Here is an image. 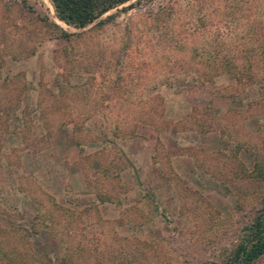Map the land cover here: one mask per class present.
Here are the masks:
<instances>
[{
  "label": "rangeland",
  "instance_id": "obj_1",
  "mask_svg": "<svg viewBox=\"0 0 264 264\" xmlns=\"http://www.w3.org/2000/svg\"><path fill=\"white\" fill-rule=\"evenodd\" d=\"M25 1L0 0V113L15 107L22 117L25 106L34 110L25 123L26 140L20 133L8 139L1 133L0 165L15 164L13 177L27 181L28 189L5 187L0 193V227L13 222L29 228L41 220L49 227L0 232V244L7 249L18 243L17 250L26 252L29 242L34 255L56 263L64 254L72 264L217 260L264 199V182L247 174L257 160L264 165V77L237 86L225 76L179 91L163 81L177 77L184 63L205 67L193 59V47L221 34L237 44L243 28L264 22V0H200L194 12L189 0H141L109 11L117 14L116 23L101 31L95 22L83 29L62 23L49 0ZM171 5L173 17L155 19V12ZM197 15L209 25L207 32L192 33ZM46 22L82 35L69 44L53 38ZM177 34L185 35L184 48L168 49ZM124 39L133 52L121 63L140 67L142 78L121 70L123 81L115 68L109 70ZM59 84L63 94L56 98ZM110 87H119L123 96L112 95ZM101 88L111 96L97 107ZM158 95L163 112L153 117L145 112L149 104L159 106ZM135 116L148 123L136 122L133 137H115L106 145L94 140L116 120L129 129ZM196 120L210 130L189 128ZM14 121L11 130L17 132ZM236 142L239 151L229 155L226 147ZM96 190L110 192L119 203L98 202ZM152 193L150 201L145 195Z\"/></svg>",
  "mask_w": 264,
  "mask_h": 264
},
{
  "label": "trees",
  "instance_id": "obj_2",
  "mask_svg": "<svg viewBox=\"0 0 264 264\" xmlns=\"http://www.w3.org/2000/svg\"><path fill=\"white\" fill-rule=\"evenodd\" d=\"M50 4L52 5L55 17L61 21L62 23L74 27L76 29H83L88 25L94 23L92 26L95 29L101 31L104 27L116 23V16L117 14L109 13V11L113 9H117L118 7L128 3L123 10L130 9L133 7L137 2L141 0H49ZM146 2H150L152 0H145ZM130 2V3H129ZM23 3L26 4V1L23 0ZM187 6H191L189 8L190 12H194L195 9L199 11L201 8L200 0H189ZM174 7L171 5L169 7H162L157 12H155L154 17L158 21H166L167 18H171L172 13L174 11ZM104 14V17H102ZM45 26L52 31L53 38H63L67 41V43L73 42L74 39L81 37L82 32H71L65 29H62L55 23H45ZM192 33H204L207 26H209L201 15H197L194 19V23H192ZM244 29V33L239 36V42L235 45H231L227 43L226 37L222 36L211 38L207 40L204 45L193 47L192 54L194 58H200L198 63L200 62L201 66H205L202 70H198L197 67H194V62L190 65L178 66V76L172 78H168L166 81H163V84L168 88H174L175 90L179 91L181 89H189L193 86L200 85L203 86L206 81H215L221 77H229L236 80L237 86H250L258 83L261 78L264 77V22L258 21L256 25L247 26ZM183 39L185 35L177 34L172 35L170 37V42L172 45L168 49L176 50V49H183L184 44ZM133 50L130 49V44L128 41L124 39V43H121V46L115 50L113 54L112 64L109 67V70L116 69L117 70V77L120 80L124 81V76H121L120 71L123 70L125 72H135L139 78H142V73L139 68H129L128 62L124 64L121 63V60L124 56L128 54H132ZM171 54L167 52L166 56ZM204 59V60H203ZM204 62V63H203ZM133 67V66H132ZM108 70V69H107ZM193 71V75L189 73ZM127 78V77H126ZM129 82L132 80L131 78L127 79ZM123 83V82H122ZM127 83V81L125 82ZM57 88V92L54 94L56 98L62 97V85L59 84ZM108 91H112V95L118 93L123 94L124 92L119 89V87L114 88L110 87L107 89ZM105 89L100 90L101 95L96 98V105L103 106V101L106 100L108 95V91ZM123 96V95H122ZM158 103L159 106H150L149 109H146L148 115L155 116L159 110L160 114L163 112V107L161 108L160 105L162 104V98L158 95ZM108 100V99H107ZM149 100V99H148ZM149 101H145V103ZM99 104V105H98ZM101 104V105H100ZM251 104V103H249ZM161 108V109H159ZM16 108L12 107L8 112L3 111L0 113V137L1 133L5 132L8 139L15 133H20L19 135L26 140L28 135V129L25 126L26 122H31L33 117L31 112L27 106H25L22 110V117H18L15 113ZM143 114L144 112L141 111ZM154 115H153V114ZM4 116H3V115ZM14 121V125L17 128L20 126V129L17 132L12 131V121ZM134 126L130 127L129 129H124L121 127L119 121L116 120L115 124L107 130L99 131L93 137L94 140L101 141L102 143L106 144H114V138L120 137H133L134 134V127L136 122H144L145 119H142L140 116L137 118L136 116L133 117ZM17 121V122H16ZM154 126L152 123H149ZM189 128L200 131L206 132L210 130V126H205L200 124L198 120L194 121L189 125ZM24 129H27L26 131ZM109 130V131H108ZM111 132V134H109ZM225 132L223 131V135ZM40 140H44L43 138L37 139L36 143ZM228 142L226 141L225 145L227 146ZM37 146L36 144H34ZM241 144L236 142L235 145L232 147H226L229 152V155H236L239 151ZM39 148V147H38ZM115 149V147H113ZM40 150V149H35ZM107 149L103 148L102 152H105ZM120 149H115V154L117 155V161L121 164V167H125L126 160L121 158V154L117 153ZM119 152V151H118ZM218 152H222L219 150ZM108 153V152H107ZM110 153V152H109ZM14 168L15 164H13L10 160H7V163L0 165V193L4 191L5 187H17L23 193L28 189L25 182L27 181H17L16 177H13L10 168ZM254 171L248 172L247 174L257 181L264 182V165L257 160L254 164ZM29 175V174H28ZM31 175H29L30 177ZM18 177V176H17ZM27 179L29 178L26 176ZM19 180V179H18ZM87 182L88 178L86 179ZM28 184V183H27ZM7 192V191H6ZM145 197L152 201L156 197L154 193L150 195H145ZM95 198L98 202H111V203H119V199L115 196L114 199L113 195L110 194L108 191L96 190ZM58 208L62 209L60 205ZM154 208L157 209V203L154 204ZM66 209H63L65 211ZM49 219L50 217H45ZM9 225V226H8ZM48 228L49 225L41 220L40 223L36 225H31V227H25L23 225L14 224L13 222L7 223V226L0 227V232L3 234H7V232H15L17 228H21L23 230L32 231L38 233L39 227ZM14 235V234H12ZM12 235H10L12 237ZM17 239V238H16ZM18 243H13L7 245V249H4V244H0V264H72L66 255L64 254L59 263L54 262L48 255L44 254L42 259L41 256H36L30 250L29 242H27L28 249L26 252H20L17 250ZM264 258V199L262 198L260 201V208L255 211L251 219L244 224L240 231L238 232L236 239L231 242L229 247H225L220 251L217 260L206 261L203 264H256L257 261Z\"/></svg>",
  "mask_w": 264,
  "mask_h": 264
}]
</instances>
